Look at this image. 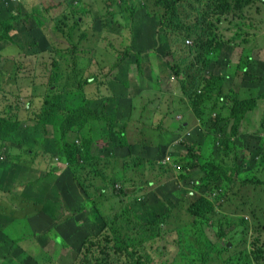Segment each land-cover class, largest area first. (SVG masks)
I'll use <instances>...</instances> for the list:
<instances>
[{
  "label": "rangeland",
  "instance_id": "1",
  "mask_svg": "<svg viewBox=\"0 0 264 264\" xmlns=\"http://www.w3.org/2000/svg\"><path fill=\"white\" fill-rule=\"evenodd\" d=\"M60 1H33L28 6L29 13L37 9L36 16L44 17L45 33L39 37L50 35L51 46L49 51L42 49L41 42L23 36L18 39L19 44H33L39 53L16 54L20 64L3 56L13 62L4 67L10 70L13 66L16 72L8 76V86L0 85L4 109L1 115L7 116L6 109L14 113L20 106L18 117L14 118H23L24 104L29 98L38 103L40 91L52 87L49 82L55 71L60 76L52 80L59 83V88L66 86L74 91L79 90V81L98 72L106 77L84 87L83 100L102 115H115L125 133L132 126L129 139L136 145L133 158L119 162L125 176L105 171V177L117 179L114 190L109 189L113 196L106 200L95 197L96 190L87 186L86 175L77 177L79 183L72 189L64 183L63 176L43 179L39 170L46 171L50 165L45 155L36 161L31 155L21 157L25 169L22 181L18 174L4 178L6 171L0 167V222L16 221V227L4 223V228L0 227V264H41L36 257L42 258L44 252L34 240L38 238L35 232L25 238L7 231L9 234L3 235L6 229L19 231V227L28 226L55 243L52 264H85L87 253L82 244L92 232L97 244H91L94 250L88 254L91 262L86 264H215L220 231L227 232L221 237V244L228 247L226 253L231 261L264 264V0L257 2L251 12L239 11L222 18L208 14L213 12L210 3L201 6L197 0L185 9L175 6L172 15L166 7L153 6L151 0H69L67 20L52 30L53 20L56 24L67 11L61 8ZM53 8L58 9L55 14L50 11ZM189 10L193 14L189 15ZM246 17L253 21L251 27L260 29L244 26ZM77 21L82 23L77 25ZM196 25L210 27L208 40L233 42L234 48L224 65H217L220 54L209 52L207 46L194 57H190L191 53L180 54L181 50L186 52V47L195 48L198 44L191 36L180 40L187 27ZM27 27L31 29V25ZM132 28H143L150 38L158 33L162 40L155 36L156 47H138L137 33L133 34ZM239 29L246 42L235 39L236 34H241ZM253 32L262 33L252 35ZM172 44L169 54L157 63L161 57L156 49L165 50ZM119 54L126 56L129 71L120 72L123 65ZM242 54L263 63L257 73L259 79L245 91L236 71ZM185 58L189 59L183 62ZM255 66L258 64L251 66L252 71ZM214 83L224 96L234 92L242 100L263 99L258 108L237 122L220 102ZM208 85H212V93L204 95ZM106 89V102L99 105V95ZM199 95L205 97L197 102ZM128 109L138 113L132 114ZM81 118L84 122L88 118L95 121L89 114ZM105 124L99 130L107 128ZM144 126L146 132L142 136L139 131ZM4 136L0 132V146L5 148L0 150V162H8L6 147L11 146L10 139H3ZM41 142L35 150H40ZM27 149L23 147L24 151ZM11 157L17 156L11 153ZM207 159L227 167L226 177L217 183H203L202 165ZM37 163L38 167L34 166ZM240 167L242 175L238 176ZM3 187L6 194L1 192ZM218 187L226 191H217ZM202 197L213 201L212 209L206 213L198 208ZM189 208L195 212L194 223ZM52 215L62 218L53 220ZM156 215L165 217L168 224L155 225ZM239 219L246 220L247 226L242 227ZM66 239L80 253L72 251L71 246L65 249ZM257 249L262 251L259 259Z\"/></svg>",
  "mask_w": 264,
  "mask_h": 264
},
{
  "label": "trees",
  "instance_id": "2",
  "mask_svg": "<svg viewBox=\"0 0 264 264\" xmlns=\"http://www.w3.org/2000/svg\"><path fill=\"white\" fill-rule=\"evenodd\" d=\"M68 3L69 0H64ZM199 5L203 6L206 2H209L212 6L213 12L208 13L211 16L215 17H226L227 15L239 11L251 12L254 8H257V2L261 4L262 0H197ZM194 0H151V4L155 7H166V12L175 14L174 7L180 5L182 8L189 4H193ZM264 6V4H263ZM24 0L21 3H14L12 0H0V71L4 70L5 73H8V76H11L16 71L15 67H11L9 70L8 68L4 67V64L13 63L11 61H15V63L20 64L19 61L16 60V54L24 53L28 56H35L39 52L38 50L34 49V45H21L19 44L18 39H22L23 36H29L34 41L41 42V48H45L48 51L50 50L51 44V36L46 37H39L44 35L45 33L43 27L45 25L44 17L34 16L29 17L24 12ZM200 11L199 9L197 10ZM158 12H156L157 14ZM188 14H193L192 10L188 11ZM151 15V13H149ZM113 16V13H112ZM244 16L241 15L240 19L243 20ZM64 20H67L66 15H63L60 19L56 21L54 24V20L50 26L53 27L60 26L64 23ZM196 22L199 21V17L196 16ZM77 25H79L76 22ZM244 26H253V21L246 17L244 22ZM27 25H31V29H28ZM255 29L256 26L251 27ZM143 29V28H142ZM144 30V29H143ZM241 34L237 35L235 39L239 40L240 43L246 42L247 39L245 34L242 32V29H239ZM186 32H193V34H186ZM64 33V32H63ZM262 33V32H260ZM259 32H253L252 35H260ZM184 34L180 40L184 41L185 37H193L196 39L198 43L195 45V48L190 49L188 53H191L192 56L200 52V49L204 48L207 45V49L209 52L216 51L219 55V60L217 61V65L222 66L225 64L227 60V56L230 58V54L234 48V44L231 40L225 41H216V40H208L206 39L207 36L210 35V27H201L196 25L192 28L187 27L184 31ZM187 35V36H186ZM143 36H147L148 45L153 47L157 46L154 37L157 36L159 41L162 40L160 34L156 33L153 38L149 37V33L143 31ZM244 36V37H243ZM4 42H8L12 45V48L9 49L7 52L5 51L6 46H10L7 44H3ZM15 45H17L15 47ZM160 43L158 44V46ZM32 49V50H30ZM158 49V48H157ZM156 49V50H157ZM54 51L56 48L53 49ZM47 51V52H48ZM180 51V50H178ZM47 52H41L43 54ZM164 53H169L165 50ZM227 53L226 55H224ZM180 54H187L185 51L181 50ZM5 55V56H4ZM13 55L11 58L8 56ZM10 59L11 61H6L5 58ZM76 56V55H75ZM176 57L178 55H175ZM15 57V58H13ZM191 57V56H190ZM189 57V58H190ZM189 58H185L184 61L188 60ZM119 61H124L121 58H118ZM255 70L252 71V65H256ZM123 67L121 70L123 72L129 71V67L126 64H122ZM131 67V65H129ZM261 67H263L262 62H255L253 58L248 54H242L238 63L236 64V71L238 75H241V89L242 91L248 90L251 88L256 81L259 79L257 77V73L261 71ZM235 69V68H234ZM113 73V71H112ZM60 76L58 71L53 73V76L50 77V89H45L40 91L39 93V102H42L43 105L39 107L38 103L34 101L33 98H29V100L24 104L26 115L23 118L15 119L14 117H18L19 107L15 109L14 113H11V109H6L5 114L7 116L1 115L4 111H0V132L3 133L6 137L10 139L11 146L6 147V158H8V162H0V167L2 171H6V176L15 177L18 174L19 178H23L22 172L24 169L23 165H21L20 160L22 156L31 155L34 157L36 161L39 156L45 155L50 160L49 169L46 171L39 170V174L43 176V179H47L52 176H63L64 183L69 187V189L75 188L79 180H77V175H86L88 179H86L87 186L89 188H94L96 190L95 197H102L104 200L109 199L113 196L114 185L117 181L115 177H105V171H109L111 174L122 175L125 176L124 170L120 168L119 162H125L128 158H133V149H129L128 155H121L119 150V128L120 125L113 124L116 120V116H108L102 115L99 112L95 111L93 107H91V103H88L83 100V96L86 95L84 93V87H88L89 83L94 79L104 78L105 75H102L98 72H93L85 77L82 81H79L78 88L79 90L74 91L72 89H66V86L59 88V83L55 80H52L54 77ZM59 77L57 78V80ZM108 79V78H107ZM215 87L217 88V92L219 95L220 102L223 103L225 109L230 112L231 117L239 122L240 120H244L246 115L259 106V100L263 99V97H248L245 99H241L238 95L234 92H231L229 95L224 96L221 94V88L217 87L214 83ZM37 85L33 83V88H36ZM210 86H206L204 90V95L211 94ZM37 90L39 89L36 88ZM44 91V92H43ZM43 92V95L42 93ZM81 95V97H80ZM204 95L196 96L197 102L204 99ZM108 97L107 89L104 90L103 93L99 95V105H104L106 99ZM230 103V105H229ZM3 105V101L0 102V107ZM227 106L230 108L228 109ZM85 114H89L94 117L96 122V129L97 131H93L88 127L92 126L86 125L84 120L81 118ZM104 118V119H103ZM103 123L113 124L110 126V141L106 145L107 135L104 132H100L99 127ZM237 125V124H236ZM236 130V129H235ZM5 136L2 137L5 139ZM42 140L39 144L40 150H35L34 147L38 145V141ZM79 141L77 144L76 141ZM103 140L105 145H101V147H96L97 142ZM18 147L17 150H14L15 147ZM23 147H28L26 151L23 150ZM4 146H0V150H4ZM11 153L16 154V158L11 157ZM122 158L123 160H121ZM1 161V160H0ZM67 163V167L65 165ZM21 165V166H20ZM33 166V165H32ZM30 168L32 171L34 168ZM34 166L38 167V163L34 164ZM19 170V172H17ZM203 170V178L202 182L205 184H212L217 183L220 178L226 177L225 175L229 171V169L225 166L217 165L215 162L207 161L202 165ZM9 175V173H11ZM237 175H242L241 167L237 170ZM33 176V175H32ZM31 176V177H32ZM71 176V177H70ZM30 178V177H28ZM97 180V181H95ZM216 190H224V187H218ZM226 191V190H224ZM222 193V196L224 194ZM3 194H6L7 191L3 187L1 189ZM127 193V192H124ZM218 193L216 194V196ZM4 196V195H3ZM220 195L216 198L218 199ZM198 204V208L200 212L206 213L210 211L213 207V201L207 199L206 197H202ZM18 210L15 209L14 213H17ZM189 217L191 221L194 223L196 222V215L195 212H192V209L189 208ZM51 218L53 220H60L62 216L58 219L54 218L52 215ZM154 224L165 227L168 224V221L165 217L156 215ZM7 227H16L13 223H16L14 220L12 223L10 221L5 220V222H0V227L4 228V224ZM239 224L242 227H246L248 222L244 219H239ZM19 231L15 230H4V234H9L7 232H11L15 234V237L22 238L31 235L33 232L34 235H37L38 238L34 239L37 244H39L41 250L44 252V256L42 258H37L41 262V264H52V258L54 250L56 249L55 243H53L48 237H45V234L41 232L34 231L33 228L27 227H19ZM7 231V232H5ZM92 232V228H91ZM227 235L226 231H220L218 235V242L215 245V250L218 253L216 258L215 264H239V260L233 262L231 258L227 255L228 247L223 246L221 244V237ZM14 242L19 243L16 239L13 240ZM65 249H68L71 246L72 251L76 253H80L79 250L75 249L69 241L65 240ZM57 242H60V239H57ZM91 244H97L96 238L93 234H89L86 239L84 240L82 246L86 249V259L84 263L91 262L90 257L88 254L91 253V250H94V247ZM89 245V246H88ZM262 256L261 249H257V256L256 258L259 259ZM83 263V259L81 260ZM3 264H10L5 263ZM79 264V263H78Z\"/></svg>",
  "mask_w": 264,
  "mask_h": 264
},
{
  "label": "clouds",
  "instance_id": "3",
  "mask_svg": "<svg viewBox=\"0 0 264 264\" xmlns=\"http://www.w3.org/2000/svg\"><path fill=\"white\" fill-rule=\"evenodd\" d=\"M14 3H16V4H18V3H21L23 0H12ZM25 1L27 2V4L25 3ZM33 1H42V2H45V1H47V0H24V7H25V10H24V12H25V14L27 15V16H36L37 15V9H32L33 10V12L32 13H29L28 11L29 10H31V9H29V7L28 6H31L32 4H33ZM50 2H52L53 3V0H49ZM86 1H89V0H86ZM207 3H209V2H207ZM52 13H53V9H51L50 10ZM77 23L78 24H81L82 22L81 21H77ZM51 29V28H50ZM133 32V34L136 32L137 33V37H136V40H137V43H138V47H141V45L142 44H146V45H148V40H147V36H143V31H145V30H143L142 28H139V29H134V28H132L131 29ZM122 39V38H121ZM122 40H124V39H122ZM172 46H173V44L171 45V46H169L167 49H165L166 51H168L170 48H172ZM205 46H207V45H205ZM100 47V46H99ZM89 48H91V47H89ZM88 48V49H89ZM191 48H194L193 47V45L192 46H190V47H186L185 48V50H186V53H188L189 51H190V49ZM202 49H204V48H202ZM202 49H200V51L202 50ZM83 50V49H82ZM84 50H87V48H84ZM165 50H160V49H157V51L160 53V57H161V59H157V63H159V62H162V57L165 55V54H169V53H164L165 52ZM194 56H196V54L194 55ZM194 56H191V57H194ZM119 58H121V59H123L124 61H120V63H122V64H126V62H125V58H126V56L124 55V54H119ZM93 80L91 81V83H89V85L88 86H91L92 85V83H93V81H96L97 82V84L99 83V81H98V79H94V78H92ZM83 80V79H82ZM44 92V91H43ZM43 92H41L42 93V95H43ZM129 110V112L130 113H132V114H136V113H138V111H136V110H133V109H128ZM104 119V118H103ZM85 123H86V125H90V124H92V126H90V127H88L89 129H91V130H93V131H97V129H96V122L95 121H93V119L92 118H88L86 121H85ZM119 123V120H118V118H116V120H115V122L113 123V124H118ZM113 124H109V123H106L105 125L107 126V128H104V129H100V132H104L106 135H107V140H106V145L109 143V141H110V132H109V129H110V126L111 125H113ZM146 127H147V132L149 133V127H148V125L146 124ZM130 131H133L132 130V126H131V128H130V130L127 132V133H125V129H124V126H120V128H119V150H118V152L121 154V155H128V153H126V152H129V149H133V152H134V148H135V145H136V143H132L131 142V140L132 139H129V132ZM145 132H146V130H145V126L139 131V133H140V135H144L145 134ZM134 139V141L135 140H137V139H135V138H133ZM76 143L78 144L79 143V141L77 140L76 141ZM102 144V145H105V143H104V141L103 140H100V142H97V144H96V146H94V148L93 149H95L96 147H101V145L100 144ZM133 156V155H132ZM121 160H123L122 158H120ZM125 160V159H124ZM123 160V161H124ZM65 165H66V167L68 166L67 165V163H65ZM79 176H81V175H77V177H79ZM21 180V179H20ZM22 181V180H21ZM21 187V185H18V188H20Z\"/></svg>",
  "mask_w": 264,
  "mask_h": 264
},
{
  "label": "crops",
  "instance_id": "4",
  "mask_svg": "<svg viewBox=\"0 0 264 264\" xmlns=\"http://www.w3.org/2000/svg\"><path fill=\"white\" fill-rule=\"evenodd\" d=\"M60 2H61V5H62L61 8H64L65 10H67V11L64 13V15L68 16V11L71 9L70 5H69L68 3L63 4V3H62L63 0H61ZM25 3L27 4L26 1H25ZM57 10H58L57 8H53V14H55V12H56ZM3 44L10 45V46H6V47H5V51H6V52H7L9 49L12 48V45L9 44L8 42H4ZM16 46H17V45H15V47H16ZM5 54H6V55H9L8 52L5 53ZM12 56H13V55L8 56V58H11ZM13 58H15V57H13ZM120 72H123V71L120 70ZM5 74H6V73H5L4 70H1V71H0V85L8 86L7 77H6V78L4 77ZM31 75H35V74H31ZM0 94H1V92H0ZM38 96H39V94L37 95V97H38ZM38 100H39V97H38ZM0 111H2V108H1V107H0ZM17 188H18V186H17Z\"/></svg>",
  "mask_w": 264,
  "mask_h": 264
},
{
  "label": "built area",
  "instance_id": "5",
  "mask_svg": "<svg viewBox=\"0 0 264 264\" xmlns=\"http://www.w3.org/2000/svg\"><path fill=\"white\" fill-rule=\"evenodd\" d=\"M15 1V0H14Z\"/></svg>",
  "mask_w": 264,
  "mask_h": 264
}]
</instances>
